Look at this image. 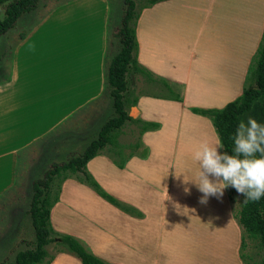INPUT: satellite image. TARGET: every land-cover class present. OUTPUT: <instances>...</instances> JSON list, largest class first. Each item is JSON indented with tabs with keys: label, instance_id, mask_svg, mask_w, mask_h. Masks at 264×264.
<instances>
[{
	"label": "crops",
	"instance_id": "crops-1",
	"mask_svg": "<svg viewBox=\"0 0 264 264\" xmlns=\"http://www.w3.org/2000/svg\"><path fill=\"white\" fill-rule=\"evenodd\" d=\"M185 4L190 6L187 0ZM195 8L188 11L183 0H169L141 11L136 26L137 62L148 71L150 79L161 78L170 85L180 86L182 100L138 97L136 105L129 108L128 115L159 125L157 130L147 131L141 136V142L150 148L148 157L153 155L157 143L164 142L168 148L171 147L173 164L178 163L177 167L185 170L183 189L177 192L179 195L183 193L184 197L183 213L178 215L183 217L181 223L178 219L175 221L182 225L189 248L192 242L189 237L197 233L201 246L196 254L201 264H242L238 255L240 232L233 219V206L226 188L219 200L209 197L205 205L199 203L203 194L194 184L199 166L193 159V153L201 143L214 145L217 136L209 120L189 109H219L241 95L247 69L264 33V0H198ZM65 11L73 10L62 8L55 13L62 12L59 18H65L60 32L56 33L58 43H62L59 45V62L56 60L54 67L56 82L39 93L35 92L30 96V102H23L20 86L14 81L17 79L16 64L20 59L16 52L14 69L9 72L8 80L0 84V199L14 186L16 162L22 151L43 139L48 140L51 134L56 135L54 142L49 144L53 151L56 145L69 139L72 142L85 139L84 130L81 134L74 129L78 121L70 123L75 117L90 114L87 111L94 115V102L102 94L105 36L100 11L97 21H93L97 34L81 50L76 46L82 42L79 40L81 25L79 21L73 23L70 14L67 20ZM259 104L264 108V90ZM165 107H170L169 113ZM83 111L86 113L80 116L78 112ZM255 115L258 116L259 111L252 117L264 124V118L262 120ZM88 117L93 116L88 115L81 122ZM162 145L159 144V150ZM180 155L189 158H181L182 167ZM151 159L133 156L127 161L120 170L124 177L119 192L117 180H113L110 174L116 171V165L107 156H95L87 162L86 169L106 191V185L117 183V193L111 194L128 204L133 196L137 200L140 185L165 181L166 176L159 178L161 175L154 173L156 170ZM127 178L133 183H128ZM166 186L170 191L169 185ZM68 189L71 190V199L78 203L73 195L83 193L86 196L89 212H83L81 208H85L78 207L71 200L69 205L64 196ZM163 190L166 191L165 188ZM102 201L85 185L67 179L61 184L59 200L50 211V223L55 232L83 241L102 261L121 264L119 253L123 247V236L119 231L106 232L102 222L98 224L90 213L94 204L105 205L106 202ZM111 210L114 215H108L111 221L119 220V211ZM68 222L79 225L70 228ZM136 224L142 226L144 223ZM57 256L49 264H73L75 261L72 257L61 255L65 257L62 260Z\"/></svg>",
	"mask_w": 264,
	"mask_h": 264
},
{
	"label": "rangeland",
	"instance_id": "rangeland-1",
	"mask_svg": "<svg viewBox=\"0 0 264 264\" xmlns=\"http://www.w3.org/2000/svg\"><path fill=\"white\" fill-rule=\"evenodd\" d=\"M187 1L190 5L189 7L183 0L186 10L193 11L197 6L198 0ZM143 4L145 3L139 2L136 10L138 11L140 5ZM6 5V2L0 3V19L4 16ZM87 6H91L90 9L83 8ZM62 8L63 10H73L68 13L65 11L67 20L72 15L70 18L73 23L79 21L78 23L81 25L79 40L82 39V42L76 44L80 50L91 42L92 37L95 38L97 30L93 21H97L100 11L105 36L104 57L102 59L103 91L94 102V115L87 111L90 114L81 116L86 112H78L81 117L73 118L70 123L74 124L78 121V126H74V129L79 130L76 133L80 132L81 134L84 130L85 139L81 138L79 141L73 142L71 139L64 141L55 146L54 152L49 147V144L54 142L56 135L51 134L48 140L45 138L47 142L43 139L44 141L41 140L35 143L18 156L14 186L0 199V263L12 262L18 252L29 249L34 241V232L28 214L31 182L40 178L51 163H59L70 156L83 152L90 139L92 140L96 137L100 125L113 115L112 102L104 92L106 84L105 73L111 58L119 49V40L116 37V32L119 30L125 8L124 0H44L39 2L36 9L23 14L12 29L0 36V84L8 80L9 72L13 71V60L16 52L20 59L17 63L18 65L16 64L17 79L14 81L15 83L17 81V85L20 86L19 91L24 99L23 102H30L29 98L34 96L35 92L39 93L46 86H51L56 82V69L54 70V67L55 61L59 62V45L62 44L58 43L56 33L60 32L65 18H59L63 14L62 12L57 15L55 13ZM74 11L76 12L73 13ZM36 31H39L37 35L34 34ZM127 82L130 89L129 99L138 95L139 97L156 98L154 95L172 96L176 93L180 94V100H182V88L177 85H170L165 79L152 80V78L150 79L140 74H130ZM164 83L169 86V89L163 88L162 84L164 85ZM156 99L174 100L170 98ZM165 108H167L166 110L169 113L170 107ZM88 115L93 117H88L85 122H81ZM168 116H172V114ZM93 118L94 120H90ZM81 134L80 137H82ZM138 136V128L136 126L129 124L123 128L118 142L120 145L125 146L124 154L133 153L134 156L139 157L141 150L142 154L147 152L144 160H149L152 157L151 163H154L153 168L156 170L154 173L161 175L159 178L162 175L166 176L165 181L160 183L158 180L157 183H151V185L149 183L140 185L138 187L137 200L135 201L133 196V199L128 204L123 203L119 197H114L124 204L122 209L102 201L105 205L94 204L90 213L92 217L97 219L98 224L99 221L102 222V227L106 232L108 230L112 232L119 231L123 236L121 240L123 247L120 248L119 253L121 264H201L202 261L199 259V255L196 254L198 247L201 246L199 237L197 233L189 237L192 241L189 248V241L184 237L181 230L182 225L180 223L183 216H178L183 213L184 197L183 193L179 195L177 192L183 189L185 170L177 167L178 163L173 164L175 160L172 161L171 147L168 148L164 142L156 144V149L150 157H148L150 148L143 143V148L137 152L126 148V146H132L138 140ZM159 144H164L160 147V150ZM101 155L107 156L105 152H102ZM179 158L189 159L181 157V155ZM183 159L180 161L181 167L183 166ZM123 168L116 167V171L113 170L110 173L113 180H117L118 192L124 177V174L120 173ZM127 181L128 183H133L129 178H127ZM117 183H109L106 185L108 187L107 191H104L110 192L111 196H115L111 193H117ZM167 184L170 191H167ZM164 188L166 191L163 190ZM64 193L69 205L73 201L78 207L83 206L85 208H81L83 212H89L87 208L88 200L83 193L73 195L74 198L79 200V203L71 199V190H65ZM241 200V196L234 189L232 204L234 210L239 208ZM113 208L119 211L118 217H121L119 220L111 221L108 217L110 214L114 216L111 210ZM177 219L180 223L175 221ZM136 222L144 224L140 226ZM68 224L70 228L79 225L70 222ZM55 235L63 234L62 232H55ZM81 242L84 243L83 241ZM59 248L55 243L46 247L48 255L52 256L53 259L58 255L60 259L64 260L65 257L61 256L63 255L74 258L73 264H81L77 258L67 252L57 253ZM245 254L257 260L254 247H249ZM107 256L112 255L108 254Z\"/></svg>",
	"mask_w": 264,
	"mask_h": 264
},
{
	"label": "trees",
	"instance_id": "trees-1",
	"mask_svg": "<svg viewBox=\"0 0 264 264\" xmlns=\"http://www.w3.org/2000/svg\"><path fill=\"white\" fill-rule=\"evenodd\" d=\"M41 1L44 0H0V3H7L4 16L0 19V36L12 29L23 14L36 9ZM163 1L165 0H124L125 8L119 30L116 32L119 49L111 58L105 73L104 92L112 102L113 115L100 125L96 137L87 144L83 152L59 163H51L40 178L32 181L28 214L34 232V241L29 249L18 252L12 262L0 264H49L53 257L48 255L46 247L52 243L60 247L57 253L67 252L77 258L81 264H108L96 257L77 238L67 234L55 235L50 223V211L59 200L61 184L67 179H74L85 185L100 199L118 209L124 207V204L104 191L89 174L86 164L95 156L105 152L116 167L123 168L134 156L133 153L124 154L125 146L118 142L123 128L129 124L138 128V140L132 146H126L136 150L135 152L144 146L140 136L159 128L157 123L133 119L128 115L129 108L136 105L139 95L129 99L130 89L127 78L130 74L149 76L148 71L137 62L136 26L143 9ZM139 2L145 4L140 5L137 11ZM162 86L169 89L166 83ZM263 90L264 33L247 69L241 95L219 109L190 108L189 110L210 121L216 136L221 137L223 150L231 153L233 142L229 137L235 133L238 121L240 119L246 121L248 114L254 117L258 111L259 115L255 117L263 120L264 108L259 104L262 102ZM154 97L181 101L180 94L176 93L172 96L154 95ZM146 156L147 152L142 154L141 150L139 157L144 159ZM226 190L229 201L233 204L234 188L229 186ZM241 199L239 208L237 210L232 208L233 219L239 228L241 239L238 248L239 259L242 264H264V197L258 202L248 203H244L242 197ZM249 247H254L257 260L245 254Z\"/></svg>",
	"mask_w": 264,
	"mask_h": 264
},
{
	"label": "clouds",
	"instance_id": "clouds-1",
	"mask_svg": "<svg viewBox=\"0 0 264 264\" xmlns=\"http://www.w3.org/2000/svg\"><path fill=\"white\" fill-rule=\"evenodd\" d=\"M229 138L233 142L231 153L223 150L219 135L214 145L201 143L193 153L199 166L194 184L203 194L199 199L202 205L209 197L222 198L223 190L229 186L244 203L258 202L264 197V124L252 116H248L246 122L240 119Z\"/></svg>",
	"mask_w": 264,
	"mask_h": 264
}]
</instances>
